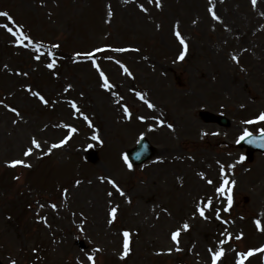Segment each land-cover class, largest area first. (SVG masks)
I'll return each instance as SVG.
<instances>
[{
  "label": "rangeland",
  "instance_id": "1",
  "mask_svg": "<svg viewBox=\"0 0 264 264\" xmlns=\"http://www.w3.org/2000/svg\"><path fill=\"white\" fill-rule=\"evenodd\" d=\"M0 12L13 18L0 16V264H212L221 249L216 264L249 250L244 264H264V156L235 145L264 129V0H0ZM58 43L80 55H49ZM141 137L155 156L129 168ZM89 148L101 164L85 163Z\"/></svg>",
  "mask_w": 264,
  "mask_h": 264
},
{
  "label": "snow or ice",
  "instance_id": "2",
  "mask_svg": "<svg viewBox=\"0 0 264 264\" xmlns=\"http://www.w3.org/2000/svg\"><path fill=\"white\" fill-rule=\"evenodd\" d=\"M256 2H257V0H252V3H253L254 6H255ZM141 7H143V5H141ZM109 14H111V13H109ZM212 14H213V17H214L215 19H219V17L216 16V14H215L214 11H213ZM0 16H4V17H6L8 20H12V19H13V18L9 15L8 12H0ZM3 27L7 28V30H8L9 32H12V29L9 28L7 24L3 25ZM13 34L16 35V33H13ZM176 35H177L178 37H180V33H179V31L176 32ZM19 36L21 37V39L17 41L18 43H23L24 40L29 39L27 36H24V34H23L22 32L19 33ZM180 42H181V44L184 45L185 50H186V48H187V44L185 43V41H184V39H183L182 37H180ZM39 47H40V46L38 45V46H37V50H39ZM55 47H59V45H55ZM97 51H100V49H97ZM116 51H124V49H116ZM49 55H52L53 57L55 56V54H54V53H51V52L49 53ZM87 55H92V54H91V53H88ZM183 57H184V53L181 52L179 58H180V59H183ZM39 58H40L39 56L36 57V59H39ZM55 63H56V61H55V59L53 58L52 62L49 63L47 66H48L49 68H53V67L55 66ZM117 63H119V61H117ZM96 67L99 68V65H96ZM125 71H128L127 68H125ZM129 74H130V73H129ZM100 76L103 78V81H104L102 86H103L104 88H109L110 85H109V82H108V78H107V76H106L102 71L100 72ZM69 87H70V86H69ZM35 95H37V96L39 97V99H40L41 101H43L44 103H48V101L45 100V98H44L42 95H40L39 93H35ZM141 98H143V97H141ZM148 106H149V107H154V105L151 104V103H149ZM72 107H74V108L76 107L75 102H73ZM11 110H12L13 112H17V109H15V108H12ZM125 111H127V109H125ZM85 119H87V117H85ZM141 119H143V117H141ZM257 120H259V121H264V113H261V114L257 117ZM251 122H252V121H249V123H251ZM161 123H163V121H161ZM168 127L171 128L172 125L169 124ZM73 131H75V129H73ZM261 131L264 132V129H262ZM250 135H251V133L247 132V130H246L245 133H244V135H242V136L240 137V139L243 140L245 137L250 136ZM94 139H99V137H94ZM63 143H65V141L61 140V141L59 142V144H54V145H52V147H53V148H55V147H59V146H61ZM32 144H34L37 148L40 147V143H39L35 138H33V140H32ZM31 152H32V148L29 147V148L25 151L24 155H25V156H28V155L31 154ZM241 159H243V157H241ZM124 160H125L126 163H128V167L131 168V167H132V164H131L130 162H128V157H127V156L124 157ZM24 163H25V162L22 161V160H13V161H11L12 166L19 165V164H24ZM29 166H30V165H29ZM222 171H223V170H222ZM77 183H79V181H77ZM110 183H112V184L115 185L116 182H115V181H110ZM209 183H212V181H209ZM227 183H228V181L225 180V181H224V184H227ZM232 183L234 184L235 182L233 181ZM217 191L223 193V192L225 191L224 186L221 185V186L217 189ZM229 191H230V190H229ZM231 204H232V196L229 195V196H228V205H229V207L231 206ZM53 207H55V205H53ZM197 210L199 211V214H200L202 217L205 215V213H204V209H203L202 207H198ZM112 212L115 213V212H116V209L113 208V209H112ZM256 223H257L258 226L260 225V221H256ZM183 227H184L185 229H188L190 226H189L188 224H184ZM262 230H264V229H262ZM177 235H178V232H174V233L172 234V239L175 240V239L177 238ZM124 236L127 237V236H128V233L125 232V233H124ZM124 247H125L124 255L126 256V255L128 254V245H127V241L125 242ZM254 251H257V250H249V251H247V252H245V253H240V262H239V264H244V259H245L246 257H248V256H251V255L253 254ZM223 252H224V250L221 249L219 252H214V253H213V256H212V264H216V261L220 258V256L223 254ZM89 259L91 260V259H93V258H92V257H89ZM13 264H15V262H13ZM93 264H94V261H93Z\"/></svg>",
  "mask_w": 264,
  "mask_h": 264
},
{
  "label": "water",
  "instance_id": "3",
  "mask_svg": "<svg viewBox=\"0 0 264 264\" xmlns=\"http://www.w3.org/2000/svg\"><path fill=\"white\" fill-rule=\"evenodd\" d=\"M204 120L209 122H216L221 126H227L228 122L223 117H215L210 114L204 115ZM239 146H243L247 148L249 153L253 151H261L264 153V133L259 134L257 136H247L245 137L239 144ZM154 151L148 144V142L144 139H141L137 146L131 150L126 152V156L128 160L132 164H140L149 159L153 155ZM88 160L92 163L97 162V158L95 153L89 152L88 153Z\"/></svg>",
  "mask_w": 264,
  "mask_h": 264
},
{
  "label": "trees",
  "instance_id": "4",
  "mask_svg": "<svg viewBox=\"0 0 264 264\" xmlns=\"http://www.w3.org/2000/svg\"><path fill=\"white\" fill-rule=\"evenodd\" d=\"M40 41L43 42V43H48V42H45V41H42V40H40ZM58 45H59V47H57L58 50L56 51L57 55H59L61 57H66V56H68L71 53L70 50H68V47H71L70 45H67V48L64 47V49L62 48L61 44H58Z\"/></svg>",
  "mask_w": 264,
  "mask_h": 264
}]
</instances>
